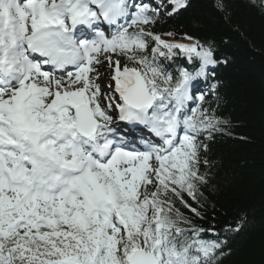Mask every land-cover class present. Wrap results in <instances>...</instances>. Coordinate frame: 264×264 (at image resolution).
Here are the masks:
<instances>
[{
	"label": "snow or ice",
	"instance_id": "snow-or-ice-1",
	"mask_svg": "<svg viewBox=\"0 0 264 264\" xmlns=\"http://www.w3.org/2000/svg\"><path fill=\"white\" fill-rule=\"evenodd\" d=\"M190 7L0 0V264H220L246 222L201 226L229 61L155 29Z\"/></svg>",
	"mask_w": 264,
	"mask_h": 264
},
{
	"label": "trees",
	"instance_id": "trees-1",
	"mask_svg": "<svg viewBox=\"0 0 264 264\" xmlns=\"http://www.w3.org/2000/svg\"><path fill=\"white\" fill-rule=\"evenodd\" d=\"M229 4L231 23L214 11L212 0H191L186 12L161 21L155 29L211 39L217 58L229 61L217 68V114L229 127L211 144L217 191L208 198V223L201 226L214 223L219 232L245 216L243 230L229 235L220 264H264V16L245 0Z\"/></svg>",
	"mask_w": 264,
	"mask_h": 264
},
{
	"label": "bare ground",
	"instance_id": "bare-ground-1",
	"mask_svg": "<svg viewBox=\"0 0 264 264\" xmlns=\"http://www.w3.org/2000/svg\"><path fill=\"white\" fill-rule=\"evenodd\" d=\"M105 79L104 82L107 83V77H106V72L104 71Z\"/></svg>",
	"mask_w": 264,
	"mask_h": 264
}]
</instances>
